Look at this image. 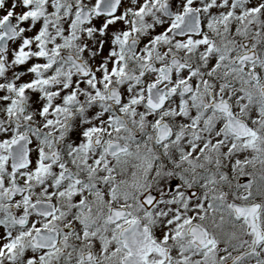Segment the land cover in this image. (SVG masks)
<instances>
[{
	"label": "snow or ice",
	"instance_id": "snow-or-ice-1",
	"mask_svg": "<svg viewBox=\"0 0 264 264\" xmlns=\"http://www.w3.org/2000/svg\"><path fill=\"white\" fill-rule=\"evenodd\" d=\"M0 264H264V0H0Z\"/></svg>",
	"mask_w": 264,
	"mask_h": 264
}]
</instances>
